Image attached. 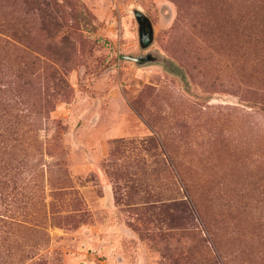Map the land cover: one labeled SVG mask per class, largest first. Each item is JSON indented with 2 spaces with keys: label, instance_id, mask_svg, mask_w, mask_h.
Listing matches in <instances>:
<instances>
[{
  "label": "rangeland",
  "instance_id": "374dc122",
  "mask_svg": "<svg viewBox=\"0 0 264 264\" xmlns=\"http://www.w3.org/2000/svg\"><path fill=\"white\" fill-rule=\"evenodd\" d=\"M218 1L35 0L54 14L42 27L26 21L24 0H1L4 27L15 10V64L28 52L41 62L33 81L16 79L17 92L36 109L59 96L27 134L38 132L50 152L44 168L54 163L59 178L69 166L64 200L81 208L62 220L70 214L55 198L58 225L29 264H264V44L224 33L250 10L259 20L264 3L231 0L238 5L227 11ZM136 8L154 27L145 49ZM151 51L164 60L125 57ZM28 153L26 183L38 167ZM27 195L17 194L10 214L32 217ZM0 243V262L23 256Z\"/></svg>",
  "mask_w": 264,
  "mask_h": 264
},
{
  "label": "trees",
  "instance_id": "16d2710c",
  "mask_svg": "<svg viewBox=\"0 0 264 264\" xmlns=\"http://www.w3.org/2000/svg\"><path fill=\"white\" fill-rule=\"evenodd\" d=\"M238 1L241 3H248V1H261L264 3L263 0ZM217 2L219 1L217 0ZM24 3V16L27 22L37 18L40 26L45 27L47 20L51 19L54 15L50 10L35 6V0H24ZM225 3L228 4L227 11H229L230 5H238L231 3V0H225ZM2 14L3 10L0 0V237L8 240L10 243H16L15 249H18V247L24 248V250H20L21 252L24 251V254L21 256L18 251L19 257H16L14 254L9 253L6 258L1 259L0 264H29L34 258L35 253L45 245L43 241L49 227L53 224L58 225L55 223L56 211L53 210V205H56L55 201L62 199V208L59 207V210H57L59 213L66 211L70 214L67 217L66 215L60 216L62 220L68 217H77L76 213L81 208H71V203L64 200L66 199L64 196H67L70 188L74 186L69 166L66 164L60 166L62 176L59 178L56 176L58 169H55L54 163L44 168L46 154H50V152L44 146L38 132L31 136L27 134V129H36L38 131L42 128L40 125H43V119L49 117L55 109L59 96L55 97L54 94L52 102L40 105L36 109L31 108V104L25 102L19 92H17L19 89L16 86V79L24 76L27 81H33L34 72L32 69L40 70L41 62L39 58L28 52V55L22 62L23 64H15L17 62L15 52L14 50L11 51L12 41L16 35L15 29L18 30L16 25H14V18H16L14 7L11 6L6 15L8 18L7 23L12 22L11 25L4 27L5 20H3ZM247 15L250 19L246 20L244 18L243 26L238 27L236 24L234 28V23L232 22L230 24L231 27L224 29V33L229 37L237 38L236 40L243 39L244 42H253V47L256 43L261 46L264 44V16L260 15L258 20L257 14L254 16L252 10ZM4 35H7L10 39H6ZM29 35L31 34L28 31L27 39L30 38ZM54 39H56L55 35L53 36V41ZM53 41L52 45L57 47L58 42ZM27 43L28 45L30 44L31 48L33 42L27 41ZM5 47L6 49H4ZM250 47L248 46L247 49ZM4 50L9 54V57L3 56ZM72 57V54L69 53L65 57V62H71ZM238 61L239 59L234 64L238 63ZM38 66L40 67L37 69L36 67ZM61 80L65 83V87L68 90L70 87L68 81L64 78ZM5 84H7L8 88L6 89L7 94L4 98L3 85ZM68 93L64 94L65 97H67ZM27 116L30 117V121L25 120ZM23 151H26V153L28 151L31 152V154L28 153L29 157L37 159L38 167L37 171L35 170L37 177L28 183H26L25 177L22 178L24 162L28 159H22L21 153ZM47 184L52 185L54 190L48 192ZM22 190L25 194L29 195H27L28 199H32L30 204L33 206L34 212L31 218L29 215L17 217L14 214H10L12 211L11 206L16 202L14 198ZM49 195L54 199L48 200ZM38 212L39 214H37ZM15 224L20 228L23 239L16 238L17 235H14L13 229ZM6 227L8 229L4 233L3 229H6Z\"/></svg>",
  "mask_w": 264,
  "mask_h": 264
},
{
  "label": "water",
  "instance_id": "95a60500",
  "mask_svg": "<svg viewBox=\"0 0 264 264\" xmlns=\"http://www.w3.org/2000/svg\"><path fill=\"white\" fill-rule=\"evenodd\" d=\"M135 15L139 23L140 44L143 49L150 46L154 40V27L150 17L139 8H136ZM127 59L134 60L138 64L144 65L150 62L163 61V56L153 51L147 54H127Z\"/></svg>",
  "mask_w": 264,
  "mask_h": 264
}]
</instances>
